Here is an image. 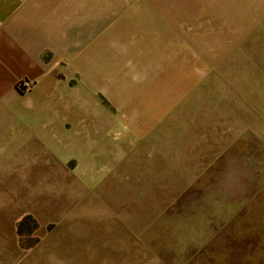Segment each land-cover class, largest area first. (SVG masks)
I'll list each match as a JSON object with an SVG mask.
<instances>
[{
	"label": "rangeland",
	"instance_id": "374dc122",
	"mask_svg": "<svg viewBox=\"0 0 264 264\" xmlns=\"http://www.w3.org/2000/svg\"><path fill=\"white\" fill-rule=\"evenodd\" d=\"M69 1L71 34L92 36L90 58L106 57L111 30V86L97 88L113 112L132 103L107 97L120 80L121 92L149 94L177 89L203 64L210 78H191L151 134L157 191L98 192L79 213V244L52 220L11 222L9 165L0 166V264H264L263 0H44L45 15L65 16Z\"/></svg>",
	"mask_w": 264,
	"mask_h": 264
},
{
	"label": "crops",
	"instance_id": "0c3cea01",
	"mask_svg": "<svg viewBox=\"0 0 264 264\" xmlns=\"http://www.w3.org/2000/svg\"><path fill=\"white\" fill-rule=\"evenodd\" d=\"M43 5L44 0H0V166L9 165L11 222L32 214L41 229L52 220L55 229L70 230L69 243L79 244L74 236L79 213H87L89 199L98 192L157 191L151 134L161 129L160 119L172 110L181 90L188 89L191 78L197 77L201 85L210 77L203 64L177 89L149 94H129L124 88L121 92L120 80L112 83L118 84V91L107 97L132 103H118L113 112L98 103L97 88L99 83L111 86V30H105L99 47L105 59L95 60L83 46L92 36L79 42L71 34L78 31L70 23L77 15L72 3L65 4V16L59 17L55 12L47 17ZM45 25L50 26L48 32ZM44 48L51 61L64 60L65 68L58 62L49 67L41 55ZM64 53L67 57L61 56ZM22 78L35 82L29 92L17 89ZM13 259L9 253V261Z\"/></svg>",
	"mask_w": 264,
	"mask_h": 264
},
{
	"label": "built area",
	"instance_id": "2783aa9c",
	"mask_svg": "<svg viewBox=\"0 0 264 264\" xmlns=\"http://www.w3.org/2000/svg\"><path fill=\"white\" fill-rule=\"evenodd\" d=\"M34 82L29 78H22L16 83V87L19 91H28L32 88Z\"/></svg>",
	"mask_w": 264,
	"mask_h": 264
}]
</instances>
